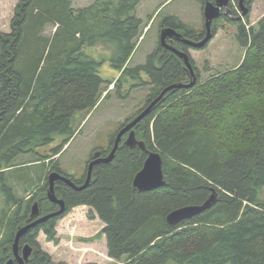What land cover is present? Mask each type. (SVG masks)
<instances>
[{
  "label": "trees",
  "instance_id": "16d2710c",
  "mask_svg": "<svg viewBox=\"0 0 264 264\" xmlns=\"http://www.w3.org/2000/svg\"><path fill=\"white\" fill-rule=\"evenodd\" d=\"M198 1L204 6L205 0ZM253 1L247 4L250 11ZM73 2L19 0L11 32H0V190L6 204L0 222L7 228L0 239V264L14 257L15 235L34 199L19 196L11 178L34 191L42 214L57 207L47 196L48 177L42 174L46 161L52 162L53 171L84 183L87 172L75 179L61 171L58 161L53 163L75 134L77 112L94 109L108 85L117 91L123 84L130 89L148 86L149 98L134 118L164 88L190 80L182 59L160 43L145 64L130 66L146 27L137 15L140 0H94L82 8H74ZM232 13L224 19L239 25L238 40L246 47L241 63L202 82L190 46L184 44L181 49L197 72L196 85L170 90L134 127L138 139L162 155L167 184L151 191L134 187L147 153L125 145V134L116 157L95 166L86 188L56 182L66 210L21 238L34 247L26 264H55L38 234L43 230L48 240L58 243L57 221L80 205L91 208L90 218L97 214L104 222L88 240L105 235L115 264H264V16L257 26L247 27L242 19L248 20L250 12L241 19ZM219 19L213 22L214 34ZM164 24L184 27V35L193 40L205 34V27L198 32L178 18ZM48 27L54 29L51 34ZM88 46L109 52L115 77H102L105 59L87 54ZM128 95L129 90L121 98ZM116 134L107 150H98L101 156L110 153ZM56 135L64 137L62 142L50 146ZM22 155L32 158L17 160ZM34 165L40 166L37 178L6 176ZM213 188L218 199L212 207L176 226L167 222L169 212L204 203Z\"/></svg>",
  "mask_w": 264,
  "mask_h": 264
},
{
  "label": "rangeland",
  "instance_id": "374dc122",
  "mask_svg": "<svg viewBox=\"0 0 264 264\" xmlns=\"http://www.w3.org/2000/svg\"><path fill=\"white\" fill-rule=\"evenodd\" d=\"M18 1L0 0V11L3 15V19L0 20L1 33H6L2 32L3 30L11 32L12 19H10V16L12 14H10V10L12 13ZM232 1H234V10L237 12V14L232 13V15L237 16L241 14V8L237 0ZM93 2L94 0H74L73 7H86ZM137 15L143 19L146 27L132 56L130 63L132 68L146 63L148 55L160 43V31L166 20L178 18L186 27L198 32L203 31L205 27L204 6L198 0H140L137 6ZM263 16L264 0H254L248 20L245 16L242 23H247V27H255ZM217 27L215 36L206 47L202 49L189 48V53L195 61V67L202 82L208 80L211 76L237 67L245 55L246 47L238 40L239 25L222 18L218 20ZM53 30L52 27H48L47 33L51 34ZM179 31L184 34L186 29L180 27ZM174 46L181 49L184 43L175 42ZM85 51L98 60L105 59L100 69V73L105 80H110L117 75V71L107 60L109 52L104 50L102 46H88ZM106 87L94 109L77 112L74 115L72 127L75 134L53 160L54 164L58 161V167L61 171L75 179L82 178L87 172V166L95 152L102 149L107 150L111 136L117 133L127 120L133 118V115L145 106L146 100L149 98L150 87L148 86L130 89V84H123L120 91L114 90L112 84ZM128 90V97L121 98L125 96V93H128ZM108 93L109 95H107ZM63 138L62 135H56L50 146L59 145ZM31 158V155H22L17 160L27 161ZM50 163L52 162L46 161L47 165L42 172L46 177L51 171L56 170L52 168L53 166ZM39 168L40 166L34 165L28 169L8 172L6 176L32 175L37 178L36 172ZM11 182L17 189L19 196H25L26 200L34 196L31 207L35 201L39 202V197L35 196L32 189L31 191L26 190L24 183L15 178H11ZM39 184L41 185V183ZM4 198L5 196L0 190V219L2 218V209L6 205ZM90 211L89 206L80 205L60 218L56 225L58 243L48 240L43 230L39 232L38 241L43 250L52 256L55 264L117 263L108 255L105 235L99 236L95 240H88L95 237L105 226L97 214L94 218H90ZM49 213H52V210ZM6 232V226L1 225L0 222V239Z\"/></svg>",
  "mask_w": 264,
  "mask_h": 264
},
{
  "label": "water",
  "instance_id": "95a60500",
  "mask_svg": "<svg viewBox=\"0 0 264 264\" xmlns=\"http://www.w3.org/2000/svg\"><path fill=\"white\" fill-rule=\"evenodd\" d=\"M246 1L248 0H239V6L241 8V15L235 17V19H241L243 16L247 15L250 12V8L247 5ZM231 0H205L204 5V19H205V34L199 40H193L186 37L184 34L179 32L176 28L172 26H164L160 31V43L166 49L171 50L175 53L185 64V68L189 73L190 80L186 83L183 82H176L169 86H167L158 97L153 99L140 113L136 115L133 119L127 121L123 126L118 130L113 148L111 152L107 156H101V152L98 151L94 155V159H92L88 164L87 169V176L83 184H77L74 180L70 177L61 174L58 171H52L48 177L49 187L47 190V196L52 203L58 204L60 209L45 214L35 221L28 223L22 227H20L15 235V240L13 243V252L15 255V259L17 260L18 264H26L33 255L34 247L27 243L22 247L20 252V240L21 238L27 233V231L39 225L48 219L61 215L66 210V201L64 198L59 197L56 193V182L63 181L70 187L74 188L75 190H82L86 188L93 176V170L95 166L99 163H109L112 162L113 159L116 157V153L120 147V143L123 140L125 134L128 133V136L125 140V145H127L130 149H134L135 147L140 148L142 151L147 152V158L143 164V167L138 171V173L134 177L133 185L139 191H151L160 187H163L167 184L164 170H163V157L158 151H150L147 148V144L145 140H140L137 137L136 131L134 127L144 120L154 109V107L160 102L166 93H168L172 89L177 88H192L196 85L198 81V76L196 69L194 68L192 62L190 61V56L188 52L183 49H179L174 46L175 41H179L181 43L187 44L190 47L196 49H202L208 45V43L213 39L215 36L212 25L215 19H218L223 14H231V9L229 8ZM170 39V41L168 40ZM213 193L211 196L202 204H191L185 205L182 207H178L167 215V222L172 225L176 226L181 222L191 219L194 216H197L207 209L212 207L217 199L218 193L215 188L212 189ZM39 203L35 201L32 205V212L31 216L35 217L39 215ZM14 259H10L7 264H13Z\"/></svg>",
  "mask_w": 264,
  "mask_h": 264
},
{
  "label": "flooded vegetation",
  "instance_id": "af4514ba",
  "mask_svg": "<svg viewBox=\"0 0 264 264\" xmlns=\"http://www.w3.org/2000/svg\"><path fill=\"white\" fill-rule=\"evenodd\" d=\"M213 1H215V0H213ZM238 2H239V0H237ZM249 1H251V0H248V1H246V3L248 4V2ZM233 2L234 1H232L231 0V2H230V4H229V7H230V9L232 10V12H233V10H234V6H233ZM226 16V14L225 15H223V16H221L222 18H224ZM165 24H163V26H164ZM163 28V27H162ZM179 31V30H178ZM180 32V31H179ZM169 41H170V39H168ZM176 43L177 42H179V41H175ZM93 159V158H92ZM91 159V160H92ZM90 160V161H91ZM52 172V171H51ZM50 172V173H51ZM57 205V204H56ZM59 209V205H57V207L55 208V209H53L52 210V212L53 211H56V210H58ZM31 212H32V210H30V212L28 213V215H27V217H26V220H25V223L23 224V226L24 225H26V224H28V223H31V222H33V221H35L36 219H38L39 217H41V216H43L44 214H47V213H44V214H42V212H41V210H40V213H39V215H37V216H35V217H32L31 216ZM49 213V212H48ZM51 219V218H50ZM48 221H49V219H48ZM20 227V226H19ZM33 228V227H32ZM32 228H30L28 231H30ZM28 242H23V243H21L20 242V252H21V250H22V247L25 245V244H27ZM13 254H14V252H13ZM11 259V258H10ZM13 259H14V257H13ZM9 260V259H8ZM8 260H6V261H4L3 262V264H6L7 263V261ZM13 264H18V262L16 261V260H14V262H13Z\"/></svg>",
  "mask_w": 264,
  "mask_h": 264
},
{
  "label": "bare ground",
  "instance_id": "6f19581e",
  "mask_svg": "<svg viewBox=\"0 0 264 264\" xmlns=\"http://www.w3.org/2000/svg\"><path fill=\"white\" fill-rule=\"evenodd\" d=\"M204 5H205V4H204ZM231 13H232V12H231ZM240 15H241V14H240ZM243 17H244V16H243ZM219 18H220V17H219ZM233 18H234V17H233ZM204 26H205V19H204ZM177 30H178V29H177ZM182 34H183V33H182ZM160 44H161V43H160ZM190 48H191V47H190ZM164 89H165V88H164ZM164 89H163V90H164ZM163 90H162V91H163ZM127 134H128V133H127ZM126 138H127V136H126ZM125 140H126V139H125ZM125 140H124L123 142H125ZM124 144H125V143H124ZM148 150H149V149H148ZM150 151H151V150H150ZM96 152H98V151H96ZM96 152H95V153H96ZM110 152H111V151H110ZM144 152H145V151H144ZM146 153H147V152H146ZM94 155H95V154H94ZM94 155H93V159L95 158ZM147 155H148V154H147ZM106 156H107V155H106ZM146 158H147V157H146ZM87 169H88V166H87ZM164 174H165V173H164ZM48 177H49V176H48ZM48 187H49V186H48ZM62 198H63V197H62ZM38 203H39V202H38ZM57 205H58V204H57ZM59 209H60V206H59ZM59 209H58V210H59ZM31 210H32V207H31ZM56 211H57V210H56ZM54 212H55V211H54ZM61 215H62V214H61ZM58 216H59V215H58ZM54 217H55V216H54ZM11 259H12V258H11ZM9 260H10V259H9ZM9 260H8V261H9ZM14 260H16V259H15V255H14ZM8 261H7V263H8ZM16 261H17V260H16ZM7 263H6V264H7Z\"/></svg>",
  "mask_w": 264,
  "mask_h": 264
},
{
  "label": "crops",
  "instance_id": "0c3cea01",
  "mask_svg": "<svg viewBox=\"0 0 264 264\" xmlns=\"http://www.w3.org/2000/svg\"><path fill=\"white\" fill-rule=\"evenodd\" d=\"M0 14H1V16H0V20H1V19H3V15H2V13H1V11H0ZM10 14H12V15L10 16V19H12V18H13V16H14V10H13V12H12V13H11V10H10ZM2 32L9 33V31H5V30H3Z\"/></svg>",
  "mask_w": 264,
  "mask_h": 264
}]
</instances>
